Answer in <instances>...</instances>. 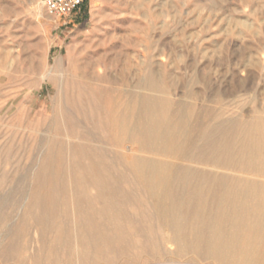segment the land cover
Here are the masks:
<instances>
[{
	"label": "rangeland",
	"instance_id": "374dc122",
	"mask_svg": "<svg viewBox=\"0 0 264 264\" xmlns=\"http://www.w3.org/2000/svg\"><path fill=\"white\" fill-rule=\"evenodd\" d=\"M149 74L198 111L264 116V0H83L67 18L0 0V264H174L111 128L93 135L111 165L103 184L80 175L58 116L76 84L105 104L123 75L122 89L147 93L136 82Z\"/></svg>",
	"mask_w": 264,
	"mask_h": 264
},
{
	"label": "bare ground",
	"instance_id": "6f19581e",
	"mask_svg": "<svg viewBox=\"0 0 264 264\" xmlns=\"http://www.w3.org/2000/svg\"><path fill=\"white\" fill-rule=\"evenodd\" d=\"M126 81L123 75L105 104L83 84L71 89L78 103L59 99L67 145L77 138L80 175L111 180L107 149L93 137L104 140L108 126L114 145L126 150L120 163L168 232L174 264H264V116L198 111L172 99L171 85L151 74L136 82L147 93L122 89Z\"/></svg>",
	"mask_w": 264,
	"mask_h": 264
},
{
	"label": "built area",
	"instance_id": "2783aa9c",
	"mask_svg": "<svg viewBox=\"0 0 264 264\" xmlns=\"http://www.w3.org/2000/svg\"><path fill=\"white\" fill-rule=\"evenodd\" d=\"M83 0H43L47 14L52 18H67L82 7Z\"/></svg>",
	"mask_w": 264,
	"mask_h": 264
}]
</instances>
